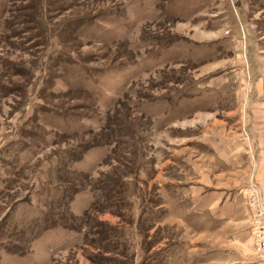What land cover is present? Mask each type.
I'll use <instances>...</instances> for the list:
<instances>
[{
  "label": "rangeland",
  "instance_id": "rangeland-1",
  "mask_svg": "<svg viewBox=\"0 0 264 264\" xmlns=\"http://www.w3.org/2000/svg\"><path fill=\"white\" fill-rule=\"evenodd\" d=\"M105 123L120 143L71 162L62 132ZM245 145L264 156V0H0V264H244L202 197H246ZM68 164L130 185L86 237L40 234Z\"/></svg>",
  "mask_w": 264,
  "mask_h": 264
},
{
  "label": "trees",
  "instance_id": "trees-1",
  "mask_svg": "<svg viewBox=\"0 0 264 264\" xmlns=\"http://www.w3.org/2000/svg\"><path fill=\"white\" fill-rule=\"evenodd\" d=\"M74 92H84V94H87V92L82 89H76ZM88 96H93L95 98L93 94H89ZM79 114V112H73L66 108L59 111L58 117L62 118V120H67L71 124L70 126H73L75 123L78 124L75 116ZM62 133L63 137L79 138L76 144L65 154L71 162L82 159L83 156L91 150L116 147L117 144L120 143L121 136L124 135L122 128L118 124L111 125L109 123L102 124L98 129L87 128L81 132L71 133L66 131ZM127 135L129 137L128 143L132 144L134 137L131 133V129H129ZM133 148L134 147L131 146L130 149ZM64 161L65 159H62L61 163L63 164ZM120 164L124 165L123 163ZM68 167L70 171L69 175H60L64 183L61 186L63 189L62 196L57 201V204L51 205L49 207L50 209L44 212L41 220L44 224L41 223L42 228L40 234L50 228L61 227L84 232L86 237L87 232L84 231V229L89 228L90 224L88 221L93 219V214L101 210L115 213L122 205L121 199L125 191L124 188L130 185V175L128 173H123L120 166L113 169L112 175L101 172L97 178H93L89 172L73 169L69 164ZM86 189L92 191L93 201L82 215H77L74 213L71 203L75 194ZM72 221H75V223ZM99 231L101 230L99 229L97 232Z\"/></svg>",
  "mask_w": 264,
  "mask_h": 264
},
{
  "label": "crops",
  "instance_id": "crops-1",
  "mask_svg": "<svg viewBox=\"0 0 264 264\" xmlns=\"http://www.w3.org/2000/svg\"><path fill=\"white\" fill-rule=\"evenodd\" d=\"M253 148V147H252ZM248 153L249 163L247 166L249 178L247 182L256 183L264 197V156L263 151L257 154L256 151H250L245 145ZM204 202L209 200L207 208H211L213 222L219 224V230L225 227H233V233L229 234V242H234L233 250H230V255H234L235 259L247 260L244 264H264L260 262L256 253L254 252V238L251 234V211L247 204L245 196L239 195L235 192L225 193L222 191H214L208 195L204 194L202 197ZM233 252V253H231ZM229 255V256H230ZM258 260V261H257ZM242 264V263H241Z\"/></svg>",
  "mask_w": 264,
  "mask_h": 264
},
{
  "label": "built area",
  "instance_id": "built-area-1",
  "mask_svg": "<svg viewBox=\"0 0 264 264\" xmlns=\"http://www.w3.org/2000/svg\"><path fill=\"white\" fill-rule=\"evenodd\" d=\"M251 211V231L254 238V249L264 260V197L260 187L251 183L244 189Z\"/></svg>",
  "mask_w": 264,
  "mask_h": 264
}]
</instances>
